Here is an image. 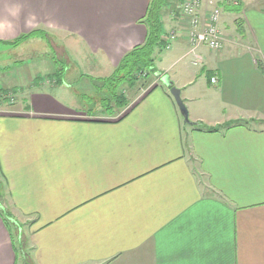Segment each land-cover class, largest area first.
Instances as JSON below:
<instances>
[{"label":"crops","instance_id":"obj_1","mask_svg":"<svg viewBox=\"0 0 264 264\" xmlns=\"http://www.w3.org/2000/svg\"><path fill=\"white\" fill-rule=\"evenodd\" d=\"M150 3L0 0V22L11 24L0 43L55 34L66 77L84 84L145 42ZM241 12L237 37L225 35L218 51L183 36L157 52L159 81L122 116L86 113L41 80L24 106L0 111V176L20 223H33V264H264V129L195 125L264 116V9ZM162 21L167 33L184 24L164 12ZM12 228L0 213V264H19Z\"/></svg>","mask_w":264,"mask_h":264},{"label":"rangeland","instance_id":"obj_2","mask_svg":"<svg viewBox=\"0 0 264 264\" xmlns=\"http://www.w3.org/2000/svg\"><path fill=\"white\" fill-rule=\"evenodd\" d=\"M184 1L185 0H169L168 5L165 6L163 10L164 16H169L173 20L184 21L181 15L182 4L184 3ZM208 1L209 0H202L203 4H206ZM217 1H219L220 5L223 8V13H221L220 22L218 24L219 30L223 35V39L220 40L221 46L219 48L211 49L209 46L204 45L213 51H218L223 47L225 43V35L233 38L232 40H235V38L237 37V35L235 34V28H237V26L240 24L242 15L241 11L243 9H264V0H236L235 3L230 2L231 0ZM204 6H206L207 9H210L208 5ZM233 7H239L240 11L234 12L230 10ZM208 12L209 11H206L205 13L207 14ZM222 20H225V22L228 23L229 27L232 28L230 31L227 30V32H225L222 30ZM183 25H186L185 21ZM185 31L186 29H184L183 26H181L180 28L178 26H173L172 29L168 31V33L165 32V38L167 39L166 46L161 50L158 48L156 50V54L157 52H161L163 50L171 48L172 44L177 40L183 38V36L187 38V36L185 35ZM173 33L175 34V36L172 38L170 36ZM189 43L193 47L202 45H197L196 43L191 41H189ZM64 45L65 40L62 41L60 38H56L55 34H52L48 31L47 39L36 37L30 38L18 47H12L7 44L0 43V91L2 92L5 89H8V92L0 93V111H4L10 106H14L13 109H20L22 106H24V98L26 97V93H28L31 88H36L37 85H35V83L38 80H41V84H43V91L48 92L55 97H58L66 104L73 103L75 105L77 103L76 105H80V108H82V110L85 109L86 113H95V108L100 107L102 104L106 103V101L103 99L110 98V93L107 89L100 88L101 83L97 79H95V77L91 78L87 76L86 78H90L91 81H84L85 83L81 84L73 80V77L67 78L66 74L62 77L60 75L50 76L49 73H55L56 71L61 70V67H63V64H65V55L63 52L64 48L62 47ZM54 57L58 60V62H54ZM81 72L86 73V70L81 68ZM56 77L59 78L57 83ZM61 78L63 79L60 80ZM133 81L134 82L131 84L124 83L119 88V93L124 94V97L127 100V106L120 108L115 107L113 114H111L110 116H115L116 118L118 116H122L135 100H137L143 94L147 93L153 88V86L156 85L157 77H155V75H151L150 78H147L146 73L140 72L136 74V78ZM14 87H17V90H13ZM5 96L7 98V101L4 100ZM111 103L113 102L111 101ZM89 108H92L94 111H89ZM105 113L106 115H103L99 112L97 115H100L103 118L108 115L107 111ZM237 121H240L241 123H244L251 127L264 129V116L247 114L246 116L244 115L243 119H238ZM222 130L225 129L223 128L220 131ZM0 209L3 211H8L13 215L12 222H16L18 228L15 233L16 235L21 236L20 239L25 241L28 245L27 234L29 232L31 224L33 223L31 220H27L26 223H20L18 219L20 215L16 212V214L13 212L9 192L1 176ZM17 242L20 243V240ZM28 251L31 256L32 249L30 246L28 247ZM22 259L23 253L19 248V264L22 263Z\"/></svg>","mask_w":264,"mask_h":264},{"label":"trees","instance_id":"obj_3","mask_svg":"<svg viewBox=\"0 0 264 264\" xmlns=\"http://www.w3.org/2000/svg\"><path fill=\"white\" fill-rule=\"evenodd\" d=\"M169 3V0H151L147 15L145 16V22L147 23L149 29L148 34L146 37V40L143 44L136 46L134 49H132L130 52H128L121 60L119 65L116 67L115 71L112 75L109 77L104 78H97V80L101 83L100 88L107 89L110 93V98H105L103 100L106 101L105 104H102L101 106L105 109V112L107 111L108 115L113 114L115 107H125L127 106V100L124 97V94L119 93V88L124 83H133L134 79L136 78V74L143 72L146 73L147 78H150L151 75H155L157 77V81L160 77V73L156 68V50L159 48L160 50L166 46L167 39L165 38V30L163 27V21H162V12L165 6H167ZM230 10L234 12H239V7H233ZM45 38L47 39V32L42 29H35L33 31H30L29 33L21 34L17 38L6 41L5 44L12 46V47H18L23 42L27 41L30 38ZM54 62H58V60L54 57ZM63 61V60H62ZM262 68V65H260ZM68 66L65 62L63 64V67H61V70L56 71L53 75L50 76H65L67 72ZM92 78V77H91ZM61 78L60 80H62ZM59 78L56 77V82H58ZM93 80V79H92ZM16 88V89H15ZM13 90H17V87H14ZM2 92H8V89H5ZM0 91V93H2ZM5 101H7V98L5 96ZM111 101L113 103H111ZM199 129H204L209 132H217L221 129H229L236 125H245L244 123H241L240 121H231L229 123H225L223 125L213 126V127H207L203 128L199 124H195ZM1 215L5 218L7 223L12 226V230L17 231V224L16 222H12L13 215L8 211H3L0 209ZM20 240V243L17 242ZM15 241L18 243L19 247L22 250L23 253V259L21 264H33L31 260V256L28 251V245L25 241L15 238Z\"/></svg>","mask_w":264,"mask_h":264},{"label":"built area","instance_id":"obj_4","mask_svg":"<svg viewBox=\"0 0 264 264\" xmlns=\"http://www.w3.org/2000/svg\"><path fill=\"white\" fill-rule=\"evenodd\" d=\"M236 0L230 2L235 3ZM202 0H185L182 4L181 15L185 21L183 26L187 39L197 45H207L211 49L219 48L221 46V39L223 35L219 30L218 24L220 22L223 8L217 0H209L206 4ZM208 5L210 9H207ZM206 11H209L207 14ZM171 34L170 37H174ZM216 78L213 82H216Z\"/></svg>","mask_w":264,"mask_h":264},{"label":"water","instance_id":"obj_5","mask_svg":"<svg viewBox=\"0 0 264 264\" xmlns=\"http://www.w3.org/2000/svg\"><path fill=\"white\" fill-rule=\"evenodd\" d=\"M162 81L166 85L171 86L170 87L171 95L174 97V99H175V101H176V103L178 105V108H179L181 114L183 115L185 121L187 123H190V120H189V112H188L187 106L185 105V102L182 99L181 90L179 88L173 86L167 76L163 77L162 78Z\"/></svg>","mask_w":264,"mask_h":264},{"label":"clouds","instance_id":"obj_6","mask_svg":"<svg viewBox=\"0 0 264 264\" xmlns=\"http://www.w3.org/2000/svg\"><path fill=\"white\" fill-rule=\"evenodd\" d=\"M18 12H19V8L17 7L12 11V15L15 16L18 14ZM9 27H11V24L9 22L7 21L0 22V29L9 28Z\"/></svg>","mask_w":264,"mask_h":264}]
</instances>
